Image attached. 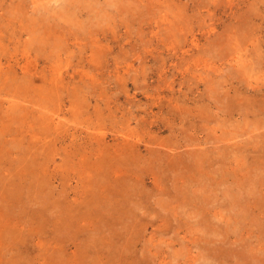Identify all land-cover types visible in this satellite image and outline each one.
<instances>
[{
	"label": "rangeland",
	"instance_id": "1",
	"mask_svg": "<svg viewBox=\"0 0 264 264\" xmlns=\"http://www.w3.org/2000/svg\"><path fill=\"white\" fill-rule=\"evenodd\" d=\"M0 264H264V0H0Z\"/></svg>",
	"mask_w": 264,
	"mask_h": 264
},
{
	"label": "bare ground",
	"instance_id": "2",
	"mask_svg": "<svg viewBox=\"0 0 264 264\" xmlns=\"http://www.w3.org/2000/svg\"><path fill=\"white\" fill-rule=\"evenodd\" d=\"M28 69H29L28 65H26V66L23 68V70H27V71H28ZM14 103H15V102L11 103V105H14ZM15 104H17V103H15ZM13 195H14V194L12 193V196H13ZM13 197H15V196H13Z\"/></svg>",
	"mask_w": 264,
	"mask_h": 264
}]
</instances>
